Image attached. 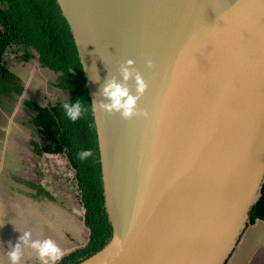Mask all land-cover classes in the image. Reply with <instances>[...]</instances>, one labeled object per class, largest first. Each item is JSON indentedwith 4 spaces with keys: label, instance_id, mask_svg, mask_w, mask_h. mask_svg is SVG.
<instances>
[{
    "label": "water",
    "instance_id": "95a60500",
    "mask_svg": "<svg viewBox=\"0 0 264 264\" xmlns=\"http://www.w3.org/2000/svg\"><path fill=\"white\" fill-rule=\"evenodd\" d=\"M57 1L91 102L146 82L93 111L113 232L78 264H227L264 184V0Z\"/></svg>",
    "mask_w": 264,
    "mask_h": 264
},
{
    "label": "trees",
    "instance_id": "16d2710c",
    "mask_svg": "<svg viewBox=\"0 0 264 264\" xmlns=\"http://www.w3.org/2000/svg\"><path fill=\"white\" fill-rule=\"evenodd\" d=\"M39 53L43 67L56 72L49 85L59 96L47 104L24 99L25 110L34 115L40 141L31 140L41 153L65 154L74 169V179L90 229L87 243L66 253L56 264H78L102 249L112 237V224L105 206L100 152L94 114L83 67L70 26L57 0H0V98L20 95L23 86L11 69L13 60H29ZM79 100L84 113L76 121L64 114L63 102ZM91 155L80 159L79 151ZM49 199L55 196L42 184L26 181ZM264 220L262 195L250 211V223Z\"/></svg>",
    "mask_w": 264,
    "mask_h": 264
},
{
    "label": "rangeland",
    "instance_id": "374dc122",
    "mask_svg": "<svg viewBox=\"0 0 264 264\" xmlns=\"http://www.w3.org/2000/svg\"><path fill=\"white\" fill-rule=\"evenodd\" d=\"M11 68L20 75L23 91L12 99L0 98V231L27 226L31 239L36 238L35 230L44 234L50 231L57 238L65 239V247L74 251L89 236V229L83 223L85 209L74 169L65 154L41 153L33 147L31 140L40 141L38 128L34 115L25 110L23 103L26 98L42 104L56 99L59 91L49 83L58 74L43 67L35 56L27 61L13 60ZM26 181L44 185L55 198L33 196L36 189ZM256 223L261 229L253 231L249 227L255 223H249L238 244L249 237L255 248L249 256L246 254L244 264L250 260V264H264V244L260 240L264 239V223L260 219ZM10 247L1 248L0 253H6Z\"/></svg>",
    "mask_w": 264,
    "mask_h": 264
},
{
    "label": "clouds",
    "instance_id": "9594fccd",
    "mask_svg": "<svg viewBox=\"0 0 264 264\" xmlns=\"http://www.w3.org/2000/svg\"><path fill=\"white\" fill-rule=\"evenodd\" d=\"M132 63L131 59L126 62V64ZM120 72L124 80H127L132 75L131 70L125 65L121 66ZM135 80L137 83V93L132 94L129 88L115 77L107 79L101 91V95L106 99L93 100L90 103L92 111H95L98 107L100 110L108 113H119L124 118H130L135 115L137 112L138 94L143 92L146 87V82L141 73H136ZM62 108L64 114L71 121L78 120L84 113V108L78 99L71 103L67 101L63 102ZM77 155L80 159H84L91 155V151L84 149L79 151ZM22 245L36 250L40 264H56L65 255V250L52 238L31 239V233L24 231L18 237L17 242L11 245L7 253L11 264H18L21 257Z\"/></svg>",
    "mask_w": 264,
    "mask_h": 264
},
{
    "label": "crops",
    "instance_id": "0c3cea01",
    "mask_svg": "<svg viewBox=\"0 0 264 264\" xmlns=\"http://www.w3.org/2000/svg\"><path fill=\"white\" fill-rule=\"evenodd\" d=\"M12 69V68H11ZM13 70V69H12ZM15 72V71H14ZM16 73V72H15ZM16 75L19 77V79H21L20 75L16 73ZM26 89V86L25 88ZM34 100V99H32ZM262 220V219H261ZM260 220V221H261ZM83 223L84 225L86 226L85 224V219L83 220ZM263 223H264V220H263ZM257 223L255 222V224L251 225L249 227V229L253 230V231H257L256 229L260 228V225H256ZM87 227V226H86ZM29 228V227H28ZM26 226V228H24V226H21L20 228L18 229H13L11 230L10 232L9 231H4V230H1L0 231V249L3 248V247H10L12 244H15L18 240V237L21 235L22 232L24 231H29ZM248 228V227H247ZM88 229V228H87ZM248 231V229H246V232ZM244 232V233H246ZM263 232H264V229H263ZM262 232V234H263ZM35 233V236L36 238L35 239H44V238H52L53 240L56 241V243L63 249L65 250V254L66 253H70L72 252V250H68L66 247H65V243H66V240L64 239L61 240V238H57V236L55 235H52L50 233V231L48 232L47 231V234H44L40 231H34ZM254 233V232H253ZM260 235V234H259ZM244 236V234H243ZM242 236V238H243ZM61 237V236H60ZM89 237V236H88ZM88 240V238H87ZM81 242V244H78V248H80L81 246H83L86 242ZM245 240L244 242H242V244L240 246H238V248L235 250V252L233 253V256L231 257V263L230 264H244L246 263V260L245 258L247 257L246 254H248L249 256V253L254 251L255 248L251 246L249 240L250 238L248 237V239H243ZM262 241V244H264V239H260ZM64 243V244H63ZM28 246L26 245H22V252H21V257L18 261V264H40V260H39V257L36 253V250L35 249H26ZM251 247L253 249H251ZM262 247H264V245H262ZM8 251H6V253H0V264H11V261L9 260V257L7 255ZM258 253V252H257ZM244 262V263H243ZM251 263V260L249 261V264Z\"/></svg>",
    "mask_w": 264,
    "mask_h": 264
}]
</instances>
